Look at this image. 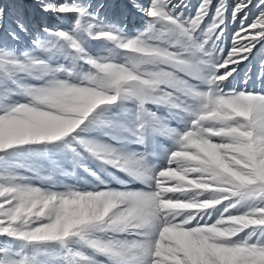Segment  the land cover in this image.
<instances>
[{
  "label": "snow or ice",
  "instance_id": "6c2138e0",
  "mask_svg": "<svg viewBox=\"0 0 264 264\" xmlns=\"http://www.w3.org/2000/svg\"><path fill=\"white\" fill-rule=\"evenodd\" d=\"M0 264H264V0H0Z\"/></svg>",
  "mask_w": 264,
  "mask_h": 264
}]
</instances>
